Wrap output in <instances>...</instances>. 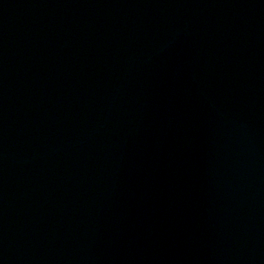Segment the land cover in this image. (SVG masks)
Here are the masks:
<instances>
[{"label": "water", "instance_id": "obj_1", "mask_svg": "<svg viewBox=\"0 0 264 264\" xmlns=\"http://www.w3.org/2000/svg\"><path fill=\"white\" fill-rule=\"evenodd\" d=\"M0 264H264V0H0Z\"/></svg>", "mask_w": 264, "mask_h": 264}]
</instances>
